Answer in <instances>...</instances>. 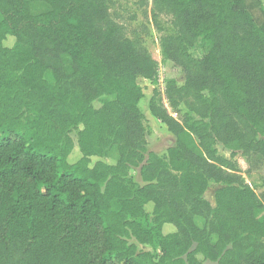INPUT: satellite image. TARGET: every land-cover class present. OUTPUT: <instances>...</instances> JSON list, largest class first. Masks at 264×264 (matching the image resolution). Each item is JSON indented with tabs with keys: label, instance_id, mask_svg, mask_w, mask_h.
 <instances>
[{
	"label": "trees",
	"instance_id": "trees-1",
	"mask_svg": "<svg viewBox=\"0 0 264 264\" xmlns=\"http://www.w3.org/2000/svg\"><path fill=\"white\" fill-rule=\"evenodd\" d=\"M34 1L50 9L0 0V264H264V202L234 160L264 169L262 0H152L155 20L172 19L162 55L186 79L167 82L169 108L158 92L150 102L176 138L168 160L148 151L138 108L137 80L158 63L113 0ZM200 39L211 48L195 59ZM74 131L82 157L70 164ZM139 166L144 186L129 177Z\"/></svg>",
	"mask_w": 264,
	"mask_h": 264
},
{
	"label": "rangeland",
	"instance_id": "rangeland-1",
	"mask_svg": "<svg viewBox=\"0 0 264 264\" xmlns=\"http://www.w3.org/2000/svg\"><path fill=\"white\" fill-rule=\"evenodd\" d=\"M28 1L33 15L46 13L50 9L47 3L34 0ZM113 2L115 4L113 13L114 11L116 12L115 18L124 27L126 37L132 40L136 38L141 39L140 41H142L145 48L148 49L158 63V75L154 80H146L141 77L137 80V84L143 94L138 102V108L144 116L148 151L157 154L160 158L168 160V150L176 145V138L165 124L152 115L150 111V102L155 96V92H158L160 94L159 98H161L163 103L168 107L165 95L167 82L175 81L176 84L181 87L186 81L184 71L167 60L161 52L160 38L164 34L173 33L172 19L165 14H158L155 20L152 0H113ZM262 4L264 7V0H262ZM158 27H160V29H158ZM14 43L15 39L10 37L4 44L7 47H12ZM210 48L211 46L206 40L200 39L189 51V54L195 59H203L208 55ZM112 99V97H103L101 101L97 100L94 106L99 108L104 100ZM71 136L75 143V148L68 161L70 164H74L81 159L82 154L78 146V132L74 131ZM218 150L222 156L230 159V151L225 150L222 146H218ZM119 158L120 154L118 148L112 147L109 151V159H104L103 161L113 164L115 161L119 160ZM99 160L102 159L93 158L92 165ZM234 160L241 169V175L246 179L261 201L264 202V169L257 168L253 170L252 173H248L249 163L248 160L242 156L241 152H237ZM141 170L142 166L132 167L129 172V177L141 186H144L146 183L143 181ZM222 186V184L212 183L204 194L205 198L214 206H216L215 193ZM153 209V204L146 206V211L150 215ZM197 224L203 227L204 221L197 219ZM175 229L176 228L172 225H166L164 227V233L171 234L175 232ZM130 243L135 244L140 252H152L151 247L140 245L135 239H131ZM197 257L202 264H214L206 260L202 255H198Z\"/></svg>",
	"mask_w": 264,
	"mask_h": 264
}]
</instances>
